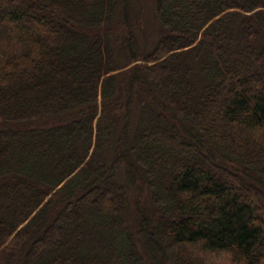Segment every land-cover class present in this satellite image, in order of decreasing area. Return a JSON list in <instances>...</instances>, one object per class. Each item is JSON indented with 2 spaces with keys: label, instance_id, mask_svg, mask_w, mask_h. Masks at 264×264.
I'll list each match as a JSON object with an SVG mask.
<instances>
[{
  "label": "trees",
  "instance_id": "trees-1",
  "mask_svg": "<svg viewBox=\"0 0 264 264\" xmlns=\"http://www.w3.org/2000/svg\"><path fill=\"white\" fill-rule=\"evenodd\" d=\"M145 1L0 0V264H264V0Z\"/></svg>",
  "mask_w": 264,
  "mask_h": 264
},
{
  "label": "rangeland",
  "instance_id": "rangeland-1",
  "mask_svg": "<svg viewBox=\"0 0 264 264\" xmlns=\"http://www.w3.org/2000/svg\"><path fill=\"white\" fill-rule=\"evenodd\" d=\"M152 2V1H151ZM150 0H148V1H145L143 4H144V8H145V14H148V13H150V7L148 6L150 3ZM145 3H146V5H145ZM143 13H144V11H143ZM141 19H144L145 20V18H144V15H143V17L141 18ZM142 23L144 22V21H141Z\"/></svg>",
  "mask_w": 264,
  "mask_h": 264
}]
</instances>
